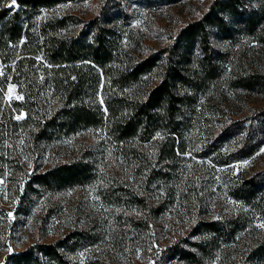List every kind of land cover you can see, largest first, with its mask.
Wrapping results in <instances>:
<instances>
[{"label":"trees","instance_id":"trees-1","mask_svg":"<svg viewBox=\"0 0 264 264\" xmlns=\"http://www.w3.org/2000/svg\"><path fill=\"white\" fill-rule=\"evenodd\" d=\"M70 1L82 0H16L13 7L0 5V66H4L0 85L6 79L24 93L14 105L24 109L25 116L17 120L11 115L10 121L25 128L38 146L85 129L104 131L105 139L138 177L139 193L127 192L125 199L147 216L134 224L148 228V221L165 208L164 203L153 207L151 193L161 182H175L181 156L197 141L191 129L199 99L221 81L241 95H264V70L248 61L244 52L238 56V68L228 71L225 63L233 54L222 46L250 35L264 43V10L257 0H208L170 42L142 56L124 47L112 22L122 11L120 2L109 11L102 7L85 22L70 13L37 17ZM38 83L53 98L52 107L41 115L36 113L41 103L34 91ZM219 95L221 122L209 129L197 150L203 157L211 156L234 139V150L210 157L226 165L249 157L262 144L264 108L247 121L233 118L237 113L224 94ZM95 152L89 149L78 159L34 172L26 188L33 193L92 182ZM181 182L184 188L190 185L188 178ZM228 191L239 208L216 216L193 214L185 232L165 249L163 260L211 264L220 255L216 264H264V227L252 222L255 217L264 222V167L238 176ZM102 193L108 200L121 196L115 189ZM183 202L192 201L185 195ZM202 204L199 198L195 206L201 210ZM90 237L69 232L15 253L12 259L15 264H68L67 250L91 242Z\"/></svg>","mask_w":264,"mask_h":264},{"label":"rangeland","instance_id":"rangeland-1","mask_svg":"<svg viewBox=\"0 0 264 264\" xmlns=\"http://www.w3.org/2000/svg\"><path fill=\"white\" fill-rule=\"evenodd\" d=\"M207 1H70L43 10L37 17L45 13L47 16L70 13L85 22L97 15L102 7L106 6L109 11L120 2L122 11L112 22L122 36L124 47L143 56L170 42L185 23L205 9ZM257 2L264 10V0ZM10 4L11 0H0V5ZM222 46L233 54L225 63L228 71L238 68V56L244 52L248 61L264 70V52L260 50L264 49V43L258 37L250 35L237 42H224ZM3 71L1 65L0 74ZM3 83L0 85V264H15L13 254L76 231L92 236L91 242L78 246H75L78 241L73 242L75 248H69L66 253L68 264H176V259L165 261L162 256L171 242L185 232L193 214L216 216L222 210L231 212L239 208L238 202L229 195L228 186L238 176L264 167V140L249 157L226 165H218L210 157L234 150L237 144L234 139L223 143L211 156L203 157L202 150H197L206 140L209 129L221 122L217 109L222 98L219 93L224 94L237 113L233 118L242 117L247 121L253 113L264 108V95L237 94L221 81L218 87L214 86L199 99L192 114L194 126L191 131L197 141L181 156L175 182H161L151 193L153 207L164 203V210L148 221V228H138L134 223L147 216L125 199L127 192L139 193L138 177L105 139L104 131L85 129L38 146L29 140L25 128L10 121L11 115L17 120L25 116V110L14 105L24 99L23 91L15 82L4 79ZM34 91L41 97L40 108L36 111L41 115L52 107L53 98L49 91L44 92L41 83L35 85ZM89 149L97 151L93 156L97 169L92 182L33 193L26 188L34 172L78 159ZM186 178L190 181L188 188L181 182ZM106 189H115L120 198H104L102 191ZM185 195L192 201L189 205L183 202ZM199 198L203 203L201 210L199 205L195 206ZM252 222L259 229L264 225L259 217L253 218ZM219 260L220 255L211 264Z\"/></svg>","mask_w":264,"mask_h":264},{"label":"snow or ice","instance_id":"snow-or-ice-1","mask_svg":"<svg viewBox=\"0 0 264 264\" xmlns=\"http://www.w3.org/2000/svg\"><path fill=\"white\" fill-rule=\"evenodd\" d=\"M16 5V0H11V4L9 5V7H13ZM261 227H264V225H261Z\"/></svg>","mask_w":264,"mask_h":264}]
</instances>
